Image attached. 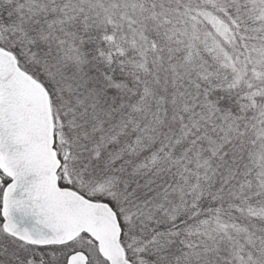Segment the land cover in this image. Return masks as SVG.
Listing matches in <instances>:
<instances>
[{
    "label": "snow or ice",
    "instance_id": "obj_1",
    "mask_svg": "<svg viewBox=\"0 0 264 264\" xmlns=\"http://www.w3.org/2000/svg\"><path fill=\"white\" fill-rule=\"evenodd\" d=\"M0 264H264V0H0Z\"/></svg>",
    "mask_w": 264,
    "mask_h": 264
}]
</instances>
